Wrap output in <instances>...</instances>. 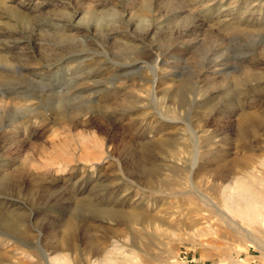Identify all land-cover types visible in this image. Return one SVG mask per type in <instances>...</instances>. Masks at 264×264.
<instances>
[{
  "label": "rangeland",
  "instance_id": "374dc122",
  "mask_svg": "<svg viewBox=\"0 0 264 264\" xmlns=\"http://www.w3.org/2000/svg\"><path fill=\"white\" fill-rule=\"evenodd\" d=\"M243 114L264 0H0V264H264V220L229 204L251 167L264 198Z\"/></svg>",
  "mask_w": 264,
  "mask_h": 264
},
{
  "label": "bare ground",
  "instance_id": "6f19581e",
  "mask_svg": "<svg viewBox=\"0 0 264 264\" xmlns=\"http://www.w3.org/2000/svg\"><path fill=\"white\" fill-rule=\"evenodd\" d=\"M159 80V79H158ZM157 82V81H156ZM154 82V83H156ZM155 85V84H153ZM149 91H152V92H155L156 90V86L155 87H149L148 89ZM51 94V93H50ZM40 96V94H39ZM52 96H55L54 94ZM45 97V96H44ZM41 99V98H40ZM24 105H26V102L31 99H20ZM29 101L27 102V104L29 103ZM44 101V99H43ZM91 101V100H90ZM31 102V101H30ZM46 102V100H45ZM30 104V103H29ZM44 104V103H43ZM3 105V104H2ZM6 107L8 105H5ZM10 106V105H9ZM8 106V108H10ZM28 106V105H27ZM25 106V108L27 107ZM5 108V107H4ZM20 108V107H19ZM24 108V109H25ZM28 108V107H27ZM6 109V108H5ZM239 122H240V125L241 126H244L245 127V131L243 133V135L245 133H249V134H257L255 128L256 127H259L261 126V129L264 131V119L263 118H260V117H255V116H252V115H247V114H243L240 119H239ZM245 146L247 145L249 147V145L243 141L242 142ZM245 149V148H244ZM247 149V148H246ZM256 171V170H255ZM254 170L253 168L251 167V171L248 173L246 172L245 175H242L241 177H238L237 178H234L233 180V184L232 186H229L231 187V190H233V192L231 191V193L234 195V201L232 202H229V200H227L230 204L231 207H236L237 210H238V216L240 218H248L249 216H252L253 218H258V219H262L264 220V198L263 197H260L259 196V192H257L256 190V185H257V182L259 181H255V178H254ZM257 172V171H256ZM259 172V171H258ZM243 174V173H242ZM259 185V184H258ZM230 189V188H229ZM226 198V197H225ZM227 199H229V197H227ZM231 199V198H230ZM206 200V198L204 199ZM201 202V201H200ZM205 202V201H204ZM207 202H209L207 200ZM203 203V202H202ZM225 203V201H224ZM234 206H233V204ZM206 204V203H205ZM208 205V204H207ZM229 206V207H230ZM230 207V208H231ZM217 208V207H216ZM219 210V209H218ZM220 211V210H219ZM222 212V211H220ZM215 213H218L217 211ZM222 214V213H221ZM129 215V213H128ZM131 216L133 214H130ZM220 215V214H219ZM135 216V215H134ZM133 216V218H134ZM221 216V215H220ZM224 216V215H222ZM124 217H126L124 215ZM128 218V216H127ZM132 218V217H130ZM136 219V218H135ZM134 221V220H133ZM137 222V221H136ZM5 226V225H4ZM2 226V228L4 227ZM86 227H89L88 225H86ZM6 228V227H5ZM10 230L11 228L8 227ZM84 229V227H83ZM85 232L87 229H84ZM90 229H88L87 231H89ZM7 231V229H5V232ZM9 231V230H8ZM8 231L6 232L7 235H8ZM263 231V230H262ZM4 232V233H5ZM10 232V231H9ZM12 232V231H11ZM10 232V233H11ZM5 233V234H6ZM4 234V235H5ZM87 234V233H86ZM69 235V234H67ZM255 240V238H253ZM254 242V241H253ZM259 243H253L254 246L256 247H262V245H264V243L260 242L258 240ZM54 250L55 251H58V250H70L73 251L75 248H74V243L72 241V239L70 238V236L66 237L64 236L61 240L57 241L55 244H54ZM90 250L92 252V254H98L100 251V247L97 246V244H91L90 245ZM109 256V255H108ZM48 257V256H47ZM45 255H43L41 258H39L38 260V263L41 261L44 263V264H67L68 263V257L67 255L65 254H56V256L54 257H50V258H47ZM125 257V256H124ZM127 258V257H126ZM113 261V257H105L100 263H97V264H111ZM37 263V264H38ZM96 264V263H95ZM120 264V263H119Z\"/></svg>",
  "mask_w": 264,
  "mask_h": 264
}]
</instances>
